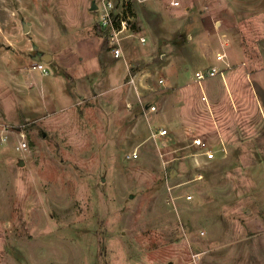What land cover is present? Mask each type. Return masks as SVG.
Returning <instances> with one entry per match:
<instances>
[{"label": "rangeland", "instance_id": "rangeland-1", "mask_svg": "<svg viewBox=\"0 0 264 264\" xmlns=\"http://www.w3.org/2000/svg\"><path fill=\"white\" fill-rule=\"evenodd\" d=\"M106 1L0 0V264H264V0H180L158 15L154 0H128L123 55L138 34L146 58L50 112L37 63L54 57V75L98 40L111 52L97 29ZM216 51L224 75L199 84ZM62 66L80 81L90 68ZM34 71L39 119L20 105Z\"/></svg>", "mask_w": 264, "mask_h": 264}, {"label": "crops", "instance_id": "crops-1", "mask_svg": "<svg viewBox=\"0 0 264 264\" xmlns=\"http://www.w3.org/2000/svg\"><path fill=\"white\" fill-rule=\"evenodd\" d=\"M234 1L237 2L238 0ZM258 5L260 6V3ZM167 9L169 8H166V10ZM165 11H162L161 14H163ZM135 37L138 41L129 42L126 45L127 52L124 54V59L121 60L120 58L122 57H119L118 60L112 64L108 62V59H110L111 56L113 58L117 57H115L110 51L105 52L106 50H104L100 45V40H98L95 44H92V48L87 49L86 52H84L85 55L83 53L84 56L82 54L75 56L72 55L71 60H62L61 63H64L62 65L66 67H70L76 63H78V65L83 63L85 67L87 66V64L90 65L89 70L84 71L82 81L72 76L68 71L62 70V65L59 67L52 64L55 69L54 75L52 74L51 70L50 74L46 76L38 73L39 71L26 73L25 79L28 82L26 85V90H28V92L25 93V89H23L24 93H21L20 97V105L22 106V110L24 111L23 114L27 115V118L32 115L31 118H34L36 116V118L39 119V115H44L45 113H47L49 105H51L54 109L50 110V112H59L74 106L75 95H77L79 99L85 98L84 94L88 95L92 93L93 88L101 89L107 87L110 80L115 81L116 83L122 82L131 72L130 69L132 68V64L146 58V54L142 51L141 47V45H145L146 43L143 44L140 41V35L135 34ZM72 52L74 54L80 53L79 51ZM220 52L221 51L214 52L212 57V66L218 67L216 63H214L215 61H217L218 63L224 61V59H217V54ZM52 59L54 60V57H52ZM87 72H94V74L96 75L95 80L86 77ZM36 73H38V76L42 78L41 94L43 95L44 91V93L47 95V102L49 103V105H44L42 104V102L38 103L35 101V98H38V95H35L34 93L35 91H37L36 84L38 83V81H36Z\"/></svg>", "mask_w": 264, "mask_h": 264}, {"label": "built area", "instance_id": "built-area-1", "mask_svg": "<svg viewBox=\"0 0 264 264\" xmlns=\"http://www.w3.org/2000/svg\"><path fill=\"white\" fill-rule=\"evenodd\" d=\"M154 5L151 7V12L155 15L161 14L162 11H165L166 8H176L181 6L180 0H170L168 3H163L162 0H154ZM99 24L102 26V28L106 29V31L109 32L110 38H109V46L111 47V52L113 55L117 58L121 57L123 55L122 47H121V41L124 38H128L129 36H134L133 30H132V23H133V17L129 12V1H123L121 4V10L115 11V1L114 0H108L104 3L101 14L99 16ZM126 33V35H125ZM124 34V35H123ZM140 41L145 44L147 42V38L144 36H140ZM225 53L221 51L217 54L218 60L224 59ZM45 62H38L36 65V69L41 71L45 76L50 74L49 68L46 66ZM216 75H224L223 71L219 69L216 66H211L207 71H197L195 73L196 81L199 84H202V81L206 77H214ZM158 82L161 85L165 84V80L163 78H160ZM150 112L156 111L155 106H151L149 108ZM8 128H4L2 132H0V145L7 143L8 141ZM13 133L18 136L17 143L15 145V149L21 153H29L33 152L34 147L30 144L27 131L25 129V126H21L16 131H13ZM168 131L166 129H160L158 134L166 135ZM193 145L197 148H200L201 154L205 155L209 159H213L216 156V151L208 148L206 146V143L202 137H197L193 141ZM203 178V175L196 176L195 180H201ZM187 200L190 201L193 199L192 195L186 196ZM203 234V233H201Z\"/></svg>", "mask_w": 264, "mask_h": 264}, {"label": "water", "instance_id": "water-1", "mask_svg": "<svg viewBox=\"0 0 264 264\" xmlns=\"http://www.w3.org/2000/svg\"><path fill=\"white\" fill-rule=\"evenodd\" d=\"M94 9L97 8V5H94L93 7ZM42 60L44 62H46L47 64L51 63L52 62V57L49 55V54H45L43 57H42Z\"/></svg>", "mask_w": 264, "mask_h": 264}, {"label": "trees", "instance_id": "trees-1", "mask_svg": "<svg viewBox=\"0 0 264 264\" xmlns=\"http://www.w3.org/2000/svg\"><path fill=\"white\" fill-rule=\"evenodd\" d=\"M129 10H130V4H129ZM97 29H98V31L101 33L103 30L104 31H106V29H104V28H102V26L99 24V22H98V24H97ZM107 32V31H106ZM109 40V39H108Z\"/></svg>", "mask_w": 264, "mask_h": 264}]
</instances>
